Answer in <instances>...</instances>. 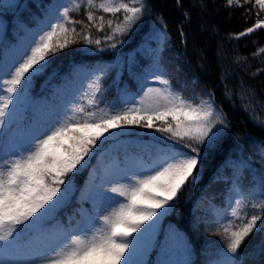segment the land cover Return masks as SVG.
Returning <instances> with one entry per match:
<instances>
[{
	"label": "trees",
	"instance_id": "obj_1",
	"mask_svg": "<svg viewBox=\"0 0 264 264\" xmlns=\"http://www.w3.org/2000/svg\"><path fill=\"white\" fill-rule=\"evenodd\" d=\"M17 2L23 7L15 13L0 7V61L5 50L21 46L23 36L55 10L56 23L70 0ZM76 2L83 5L85 0ZM95 2L99 4L102 0ZM125 2L131 4L132 0ZM7 3L9 0H0V5ZM142 3L145 6L142 18L128 33L116 35L112 40L104 39L110 32L106 21L122 18L123 13L112 17L97 8L90 9L97 17H104L105 29L98 32L95 26L89 25L83 6L78 11L70 8L72 19L84 21L75 25L80 33L77 42L48 57L44 70L33 77L24 92H28L36 105L51 103L62 91L58 86L76 81L77 69H87V74L76 93L46 115V125L35 136L24 139L22 149L27 150L34 137L42 138V134L60 121L83 117L84 113L75 112V106L99 114L100 110L123 107L128 98L138 99L150 84L168 87L154 79L158 75L170 82L171 91L194 104L211 98L216 109L226 114L228 126H220L215 145L201 147L197 179L182 188L173 208L159 221L146 260L149 264H157L162 259L227 264L228 258H232L236 264H264L261 251L264 231H256L246 238L235 257L227 252L228 241L223 232V227H230L229 220H235L231 213L237 200L247 205L250 218L252 214H261L251 205L264 199L259 195L264 177V159L260 155V142L264 141V70H261L264 55L259 53L264 46V28L239 39L229 38L230 34L250 27L257 18L264 19V11L258 5L253 7L255 0L245 3L244 7H226V0H142ZM86 31L93 41L99 38L101 43H86L82 39ZM112 44L116 47H110ZM98 77L100 91L95 92L90 85ZM89 99L96 103L89 105ZM36 105L30 106L20 121L12 120L0 134V167L12 132L29 127ZM110 131L115 136L98 143L88 166L71 177L66 196L43 218L42 227L68 229L80 219L83 209L89 211V203L79 200V192L91 171L99 178L108 161H115L119 169L126 161L149 163L158 156L157 149L175 144L156 129L137 125ZM242 161L247 162L246 168L241 167ZM173 230H178L180 237L188 242L187 252L176 239L168 240L167 251L162 253L166 236ZM29 235L23 234L21 243Z\"/></svg>",
	"mask_w": 264,
	"mask_h": 264
},
{
	"label": "snow or ice",
	"instance_id": "obj_2",
	"mask_svg": "<svg viewBox=\"0 0 264 264\" xmlns=\"http://www.w3.org/2000/svg\"><path fill=\"white\" fill-rule=\"evenodd\" d=\"M249 2L226 0L225 6L244 7ZM137 4L139 6H135ZM256 5L264 11V0H255L253 7ZM82 6L86 9L89 25L95 26L98 32L105 29L104 17H97L90 9L97 8L112 17L123 13L122 18L106 21L110 32L105 40L128 33L142 18L145 7L142 0H132L131 4L125 0H102L99 4L95 0H85L83 5L70 0L50 30L11 65L14 71L4 69L3 74H9L10 78H0V125L4 123L10 105L26 91L25 86L44 70L48 57L77 42L80 33L75 25L84 24V21L72 19L70 8L78 11ZM0 7L15 13L23 6L17 0H9ZM262 28L264 19L257 18L250 27L230 34L229 38L239 39ZM82 39L86 43H101L99 38L93 41L87 31ZM259 53L264 55V46ZM154 79L168 87H149L138 101L110 111L100 110L99 114L75 106V112L84 113L83 117L60 121L42 134V138L34 137L27 150L3 160L0 167V264H149L145 257L153 246L161 217L173 208L182 188L197 179L201 147L215 145L220 126H228L226 114L216 109L211 98L194 104L180 93L171 91L170 82L162 75ZM98 81L99 77L90 85L95 92L100 91ZM94 103V99L88 100L89 105ZM132 125L156 129L175 144L157 149L158 156L152 165L143 167L139 174L124 175L122 179L126 183L108 189L115 194L108 198L113 204L110 211L99 216V226L84 229L78 235L71 234L70 238L66 231L42 235L43 218L61 203L72 183L71 177L80 168L88 166L98 143L115 136L110 130ZM181 144L182 148L176 146ZM260 155L264 159V141L260 142ZM247 166L246 161L241 162V167ZM259 195L264 196V177L260 181ZM246 208L247 205L237 200L231 213L235 220H229L230 227H223L228 241L226 249L232 257L238 255L246 238L256 231H264V199L251 205L261 214H252L249 218ZM25 233H32V236L27 243H21ZM176 239L187 252L188 242L180 237L178 230H173L166 236L162 253L167 251L168 240ZM261 251L264 252V246ZM157 264L191 262L162 259ZM227 264L236 262L228 258Z\"/></svg>",
	"mask_w": 264,
	"mask_h": 264
},
{
	"label": "rangeland",
	"instance_id": "obj_3",
	"mask_svg": "<svg viewBox=\"0 0 264 264\" xmlns=\"http://www.w3.org/2000/svg\"><path fill=\"white\" fill-rule=\"evenodd\" d=\"M51 15L47 16L42 22H40L39 26H36L34 27V29L28 31L31 32L25 37L24 41L26 43H29L30 45L25 46L24 44V47L22 48H20V46L15 47L14 49L8 50L5 53V59H4L5 63H3L1 66L2 68H0V78L8 79L9 74H3L4 69H9V67L11 66V62L14 61V59H18L21 56L22 53L21 50H23V48L29 51L30 47L34 45L35 41L38 40L39 37L44 34V32L50 29V26L53 21ZM86 74H87V69H84L82 71H77L76 81L70 82L68 87L62 89L58 98H56L53 102L49 103L48 106H45L43 104H37L35 106L36 113L32 117L30 129L27 131L20 129L14 132L13 137L8 142L5 159H11L15 155H18L21 151H23L22 143L24 140L22 141V139L24 136H26L25 134L32 135V132L33 134H35L40 128H42L46 124L44 122V118L46 117L45 115L46 112H49L52 109H55L56 107H59V105L61 104H62L61 106H63L65 104V99H67V96L75 92V90L79 87L80 82L83 80ZM149 87L156 88L154 85H150L147 88ZM143 94L144 92L142 93L141 96H143ZM139 99L140 97L138 99L128 101V103H131L133 101H138ZM30 106L33 107L34 104L30 102V98L28 94L26 92L21 93L17 97V99L13 102V105H10V111L8 114H6L4 123L0 125V133L4 130V128L9 124V122L12 119H15V121L20 120L24 116L25 111ZM25 138L26 137H24V139ZM112 147L113 148L116 147V144H114ZM156 158H154L149 163H144L141 161H126L124 162L121 169L117 167L115 161L113 162L108 161L105 163V166L103 167L101 176L99 178H96L95 173L91 171L88 174L85 182L83 183V186L79 194V200L87 201L89 203V207H90L89 211L83 209L81 212L82 213L81 218L78 219V221L75 223L74 226L69 227L68 229L56 228L53 226V227H48L43 231L41 229V234L56 235L66 231L69 233V238H70L71 234L78 235L84 229H90L91 227L99 226L98 224L99 216L104 215L106 211H110L111 206L113 204V200H110L108 198L114 197L115 194L108 192V189L111 188L113 185L126 183L127 181L122 179L124 175L132 176L139 174L143 167L152 165L153 162L156 160ZM116 199H120V198L116 197ZM133 235L135 236L136 234ZM31 236L32 233H30L29 238L26 240L25 243H27V241L31 238ZM147 257H145V259H147Z\"/></svg>",
	"mask_w": 264,
	"mask_h": 264
}]
</instances>
